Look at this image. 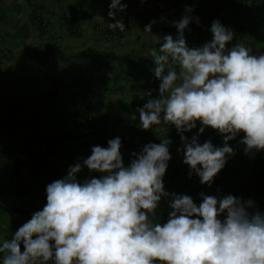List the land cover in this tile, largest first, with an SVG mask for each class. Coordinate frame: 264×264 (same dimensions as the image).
Instances as JSON below:
<instances>
[{
  "label": "clouds",
  "instance_id": "9594fccd",
  "mask_svg": "<svg viewBox=\"0 0 264 264\" xmlns=\"http://www.w3.org/2000/svg\"><path fill=\"white\" fill-rule=\"evenodd\" d=\"M140 2L111 0L95 27L104 48L77 53L94 61L91 74L97 85L113 89L118 97L96 108L106 116L99 126L96 111L86 110V127L96 146L83 161L81 151L88 153L91 145L54 137L63 149L49 162L60 161L50 175L63 178L47 185L43 209L0 243V264H264V0H147L156 25L140 24L132 13ZM198 14L201 19L193 23ZM35 16L32 24L48 31L47 17ZM71 23H65L67 29L70 24L71 33L82 38L81 27ZM208 28L212 39L206 37L199 46L193 39ZM147 43L160 46L146 53ZM114 44L120 55L107 50ZM35 49H49L52 57L60 52L59 43L48 40ZM117 61L142 66L137 82L148 81L127 84L136 67L128 74L117 69L111 73ZM150 65L159 88L144 74ZM115 100H120L119 108ZM44 107L59 110L47 103ZM127 115L133 122L139 119L144 130L167 126L183 151V163L202 185L211 186L224 166L227 175L234 172L236 161L227 158L234 150L228 142L243 136L239 143L249 154L245 164L252 171L251 192L261 200L259 207L239 191L222 198L200 193L197 205L190 192L180 188L170 197L167 221L159 222L156 209L161 198L169 196L163 176L167 172L179 178L180 172L168 164L170 141L141 144L142 135H136ZM27 118L29 124L33 116ZM37 121L28 126L34 132ZM114 123V136L101 134ZM215 138H223V146L218 147ZM121 147L128 149V166ZM82 168L101 176L81 183L76 177ZM22 200L28 202L27 197Z\"/></svg>",
  "mask_w": 264,
  "mask_h": 264
},
{
  "label": "crops",
  "instance_id": "0c3cea01",
  "mask_svg": "<svg viewBox=\"0 0 264 264\" xmlns=\"http://www.w3.org/2000/svg\"><path fill=\"white\" fill-rule=\"evenodd\" d=\"M145 1L147 0H142L138 8L133 9L132 13L137 14L140 24L155 22L152 25H156L151 6ZM110 3L111 0H0V243L11 239L20 226L27 222L35 212L43 209L46 204L47 185L63 178L62 176L50 175L51 169L57 168L60 162L49 164L60 145V140H55L54 137L68 136L72 140L76 139L80 143L84 141L91 145L88 153H84V150L81 151V161L89 157L91 148L96 146V142L91 143V131L86 127L85 118L87 116L85 112L86 110L89 112L95 110L96 125L99 126L101 120L103 121L106 116L102 110L96 108L110 103L118 97V93L104 85H97L91 74L94 61L90 57L77 53L87 48L98 50L104 48L98 42L100 39L96 37L95 27L98 22H101ZM37 14L45 15L48 19V31L45 33L40 32L32 24V19L36 18L35 15ZM195 17L193 23L201 19L199 14ZM73 20L78 24V27H81L79 28L84 33L82 38L75 37L76 33H71L70 24L67 29L65 23H71ZM222 20L227 21L226 17H223ZM221 24L224 23L221 22ZM71 25L74 29L72 23ZM229 26L231 25L229 24ZM210 29L208 28L204 34L199 38H194L193 41L198 40L199 46L206 37L211 41ZM184 37L186 38V35ZM44 40L58 42L60 52L49 59L53 68L50 69L48 66L44 69L38 78V84L44 87L51 82H61L64 87L61 85V91H57L56 97L51 99L53 106H59V110L55 111L53 115L48 114L51 110L48 111L44 107L48 100L42 96V90L40 92L38 90L36 97L38 100H42L40 103L42 106L41 108L37 106L39 117L35 127L37 131L34 132L28 127L27 116L34 111L36 104H34L32 97H28L27 102L30 106L26 108L25 101L17 102L15 94L32 88L29 84L32 79V69H29L30 63L40 59L37 51L32 50L37 48L40 41ZM151 44L147 43L143 47L146 53H150L160 46L157 44L152 47ZM107 50L115 55H120L116 44ZM134 67L136 66L132 67L117 61L111 73L117 69L121 73L128 74ZM153 68L154 65H150L145 68L144 72V74L148 73L146 79L151 80L152 83L155 79ZM140 77H142V66L138 65L132 70L131 76L127 77V84L135 82L140 84L148 81L143 78L142 81L137 82ZM154 86L159 88L157 83H154ZM124 97L129 99L130 93L126 91ZM118 101L120 100H115L114 106L116 108H119ZM60 106L64 108L62 109ZM112 107L113 105H111ZM82 111L84 117L80 119V113L83 114ZM126 120L130 121L131 127L135 128L136 135L139 137L142 135L139 138L141 144H159L163 139L170 141L169 153L171 158L168 164L172 163L177 166L181 176L176 178L167 172L163 176L164 191L169 196L162 197L156 209L155 215L159 222L167 221L171 211L169 207L170 197L180 188H186L197 205L201 202L200 193L222 198L233 191H239L240 195L245 194L247 202L252 199L256 203L254 206L259 207L258 203L261 200L255 199L251 192L254 182L252 171L245 164L249 154H245L244 146L239 143L243 136H237L236 139L228 142V145L234 150V154L227 157L236 161L234 172L227 175L224 166L209 186L202 185L195 173L190 174L188 166L183 163V151L167 126L162 131L155 126L144 130L140 127L139 119L133 122L131 116L127 115ZM197 125L201 126L199 122ZM205 129L212 130L210 128ZM117 130L118 125L114 123L109 125L101 134L112 137ZM36 133L40 135L38 139ZM99 135L100 133L96 136L97 141ZM42 136H50L51 138L41 142L39 138ZM213 142L218 147L223 146V138H215ZM99 146L107 147L106 144ZM33 151L35 152L32 153ZM120 151L124 165L128 166L131 161L127 154L128 149L121 147ZM261 157H264V151H260ZM36 158L39 161L36 162ZM45 160L48 163L38 168L40 163ZM168 168L170 166L166 170ZM100 176V173L89 172L87 168H82L76 178L83 183L86 179H98ZM13 179H16L17 182L14 183ZM22 197H27L28 202H24ZM221 218L223 219V217ZM2 257L3 254H0V262H2Z\"/></svg>",
  "mask_w": 264,
  "mask_h": 264
},
{
  "label": "trees",
  "instance_id": "16d2710c",
  "mask_svg": "<svg viewBox=\"0 0 264 264\" xmlns=\"http://www.w3.org/2000/svg\"><path fill=\"white\" fill-rule=\"evenodd\" d=\"M32 51H37V54L39 55L40 59L39 60H34L30 63V68L32 69V74L31 77L32 79L30 80L29 84L32 86V88L27 89V91H23L22 93H16V101H25L24 105L26 108H28L30 105L27 102V98L28 97H32L34 104H36V106H34V111L30 114V117L33 116V118H31V121L29 122V126L34 127L36 120H38V109L41 108V101L38 100V98L36 97V93H38L42 90V96L46 98H55L57 95V91H61L62 87V83L59 82H51L49 83V85H45L44 87L39 86L38 84V78L41 76V74L43 73L44 69H46V67L49 66L50 69H52V65L49 61L50 58H52V52L49 49H46L45 51L43 50H39V49H34ZM47 61V62H46ZM32 82V83H31ZM29 86V85H28ZM63 86V85H62ZM64 87V86H63ZM55 88H56V92H55ZM26 89V88H25ZM7 105L9 103H6ZM48 105H53V102H48ZM39 108H38V107ZM54 110H51L50 115L54 114ZM61 146V145H60ZM58 151H62L61 149H63V147H58Z\"/></svg>",
  "mask_w": 264,
  "mask_h": 264
}]
</instances>
